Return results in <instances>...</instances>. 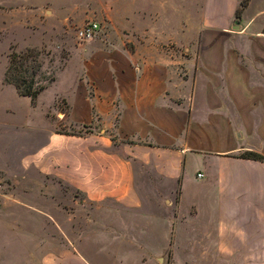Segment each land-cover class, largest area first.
<instances>
[{
  "label": "crops",
  "instance_id": "1",
  "mask_svg": "<svg viewBox=\"0 0 264 264\" xmlns=\"http://www.w3.org/2000/svg\"><path fill=\"white\" fill-rule=\"evenodd\" d=\"M181 1L126 0L100 15L124 40L90 45L65 99L73 123L105 132L61 135L51 124L29 160L60 190L152 217L141 212L138 163L168 183L159 189L172 217L151 218L158 228L143 233L120 224L97 256L30 248L15 264H264V163L241 158L264 157V0L240 20L243 0H202L183 25Z\"/></svg>",
  "mask_w": 264,
  "mask_h": 264
},
{
  "label": "rangeland",
  "instance_id": "2",
  "mask_svg": "<svg viewBox=\"0 0 264 264\" xmlns=\"http://www.w3.org/2000/svg\"><path fill=\"white\" fill-rule=\"evenodd\" d=\"M201 1H181V25L188 22L189 13L199 11ZM125 2L0 0V264H15V260H19L15 252L30 248L56 251L74 247L89 257L97 256L98 250L112 243L105 239L106 235L116 231L120 224L125 225L126 231L143 233L158 228L157 224L149 225L151 218L163 213L172 217L171 211H164L168 197L159 189L168 183L138 163L135 164L136 186L144 202L141 212L152 217L124 210L112 202H87L72 189L60 190L61 182L46 178L29 165L35 146L40 144L41 131L49 130L51 124L53 132L61 135L105 132L100 123L86 126L73 123L66 99L70 102L74 99L76 76L84 72L82 64L88 47L99 42L108 48L115 39L124 40L121 33L110 31L108 18L101 20L100 15L106 14V9L109 14L115 11L113 6L124 11ZM11 16L21 19L11 20ZM90 22L100 24V35L93 41L82 42L78 32ZM178 29L172 35L185 37L188 34L185 28ZM181 44L182 53L186 55V42ZM27 50L37 51L34 56L42 65L38 79L45 84L55 79L34 104L30 98L20 96L14 86L4 83L9 56ZM80 80H84L83 76ZM48 216L57 224L52 225ZM19 217L26 220L31 217L33 223L15 224V218ZM32 233L33 241L30 240ZM167 260L170 258L165 257L160 263Z\"/></svg>",
  "mask_w": 264,
  "mask_h": 264
},
{
  "label": "trees",
  "instance_id": "3",
  "mask_svg": "<svg viewBox=\"0 0 264 264\" xmlns=\"http://www.w3.org/2000/svg\"><path fill=\"white\" fill-rule=\"evenodd\" d=\"M250 0H243L236 12V19L240 20L243 11L248 7ZM36 50H27L21 53H12L9 56V65L4 74V83L12 85L22 97L30 98L36 103L39 96L48 88V84L55 81L51 78L48 84L38 79L42 65L38 57L34 56ZM72 136H76L72 134ZM241 158L264 163V157L254 152H246Z\"/></svg>",
  "mask_w": 264,
  "mask_h": 264
},
{
  "label": "built area",
  "instance_id": "4",
  "mask_svg": "<svg viewBox=\"0 0 264 264\" xmlns=\"http://www.w3.org/2000/svg\"><path fill=\"white\" fill-rule=\"evenodd\" d=\"M101 27L98 22H90L78 32V39L82 42H90L98 38ZM203 175H199L202 178Z\"/></svg>",
  "mask_w": 264,
  "mask_h": 264
}]
</instances>
